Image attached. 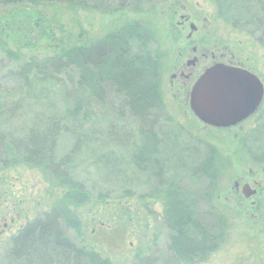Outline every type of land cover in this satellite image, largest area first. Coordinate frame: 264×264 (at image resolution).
<instances>
[{"label": "rangeland", "instance_id": "1", "mask_svg": "<svg viewBox=\"0 0 264 264\" xmlns=\"http://www.w3.org/2000/svg\"><path fill=\"white\" fill-rule=\"evenodd\" d=\"M87 1L93 9H42L41 5L32 7L25 2L19 6L0 7V30L1 27L5 28V31L0 33L1 130L5 136L9 132L21 136L29 127L39 125L36 118L41 120V115L46 116L51 111H60L58 115H61L65 102H70L74 97L89 100L93 122L99 123V129L94 127L98 134L87 137V148H83L76 155L72 174L90 190L96 201L75 210L80 233L77 234L74 229L63 223L65 232L76 244L96 250L102 257L109 258L115 264H136L133 259L136 252L158 258V264H166L169 261L166 249L170 231L164 223L159 201L145 197L151 193L157 181L150 172L140 171L131 163L130 144L120 145V135L113 139L106 136L108 125L118 122L114 110L119 107L120 99L106 86L105 104L76 89L79 72L73 69L61 76L64 84L48 85L50 92L45 94L40 91L33 92L38 90L36 86L28 93L20 82L12 79L10 73L18 66L17 60L25 61L32 56L42 58L61 51L68 45L98 39L122 24L124 18L122 19L119 13L104 14L102 10L115 8L118 0ZM167 4V1L157 0L148 14L129 12L133 8L128 10L129 16L142 17V21L152 30L154 39L145 51L159 55L164 104L175 124L180 127L176 129L175 124L167 127L162 125L160 129L154 130L156 137L161 140L160 143L152 146L150 141L148 147L157 151L153 152L152 157L159 158L166 165L165 181L177 183L189 194L186 195L187 200L191 196L202 195L206 185L203 180L190 173V158L183 157L184 160L177 161L175 152L178 153L182 146L195 147L197 151L194 155L201 160L206 154L205 143L215 147L219 179L214 183L216 192L213 194L212 203L215 210L226 213V231L217 249L208 254L206 261L200 264H264V222L243 217L234 207V202L225 200L229 193H224L233 184L234 169H240L241 166L253 167L252 160L264 156V115L261 124L256 125L258 132L246 143L242 138L235 139L233 135L221 131H199L196 125L188 123L187 117L179 107V99H173L168 92L169 75L163 67V63L172 59L179 47L185 50L186 44L183 36L178 43L174 41V35L181 33V30L176 29L180 28L176 26L179 17L174 15L171 18L172 12ZM179 6L184 8L183 12L190 16L191 22L197 26L208 27L224 44L233 47L234 52L240 51L246 64L255 69L264 80V50L253 37L242 31L232 30L224 19L219 18L212 0H182ZM10 15H13L14 19L10 18ZM7 50L18 53L20 58L14 59ZM36 114L38 115L35 118ZM44 119L42 117V120ZM124 122L123 134L127 135L130 130L139 149V145L146 141L141 142L138 124L130 117H126ZM190 136L196 139L197 144L194 146ZM167 138L170 142H165ZM72 145L71 136L62 134L58 141L57 153L66 154ZM176 165L179 169L172 171ZM125 191L130 192L131 196L128 197ZM219 193L220 199L217 197ZM100 195L106 196L105 202H97ZM58 196L59 189L50 187L38 169L21 164L6 168L0 165V212L5 209L8 221L10 217L14 219L13 226L0 235V264H23L9 257L11 237L17 233L19 227L54 206ZM140 196L144 197L141 199ZM208 211L203 201H198L195 208L196 218L201 227L210 229L214 216L209 217L206 214Z\"/></svg>", "mask_w": 264, "mask_h": 264}, {"label": "trees", "instance_id": "2", "mask_svg": "<svg viewBox=\"0 0 264 264\" xmlns=\"http://www.w3.org/2000/svg\"><path fill=\"white\" fill-rule=\"evenodd\" d=\"M103 1L105 0H101ZM156 1L118 0L115 8L102 10L104 14L119 13L124 18L119 27L110 30L103 37L68 45L51 55L47 54L42 58L32 56L20 62L17 60L20 58L18 53L12 50L6 52L18 61L16 69L10 71L12 79L20 82L28 93L33 86L38 89L33 91L35 93L50 92L48 85L64 84L61 76L73 69L79 72L76 89L105 104L106 86L120 99L119 107L114 110L118 122L108 125L106 136L113 139L120 135V145L130 144L131 163L140 171L150 172L157 181V185L145 197L159 201L164 223L170 231L166 249L169 261L166 264H200L206 261L208 254L217 249L226 231V213L215 210L212 203L214 183L219 173V168L216 167L217 150L205 143L206 154L201 160L194 155L197 151L195 147L182 146L178 153L175 152L177 161L184 160L183 157L190 158V173L203 180L206 185L202 195L191 196L188 200L186 195L189 194L177 183L165 181L164 162L152 157L153 152L157 151L149 148L148 143L151 141L152 146H155L161 141L154 130L160 129L162 125H174L175 122L164 104L159 55L145 51L154 39L152 30L142 21V17L129 16L128 10L133 8L129 12L148 14ZM162 1H167L170 7H178L182 0ZM24 2L32 7L41 5L42 9H93L87 0H0V7L19 6ZM212 2L219 18L224 19L232 30L242 31L253 37L264 50V0ZM10 18L14 19V16L10 15ZM91 110L89 100L74 97L70 102H65L61 115H58L60 111H51L46 116L41 115L40 120L36 118V114L34 117L39 125L29 127L21 136L10 132L5 136L0 120V165L3 168L19 164L36 168L50 187L59 189L54 206L26 222L11 238L8 249L11 259L23 264H115L96 250L76 244L67 236L63 226L64 223L79 234L80 224L75 210L96 201L90 190L72 174L76 155L87 148L85 142L87 143L88 138L98 134L94 127L98 128L99 123L93 122ZM42 117L45 119L42 120ZM126 117L135 120L141 142L146 141L139 145V149L130 130L127 135L123 134ZM85 126L87 127L84 128ZM175 126L176 129L180 128L177 124ZM140 127L142 128L139 129ZM65 133L71 136L73 145L66 154L59 155L58 141ZM190 137L193 139L192 146L197 144L196 139ZM248 139H243V142L246 143ZM165 142H170L169 138ZM202 144L204 145L203 142ZM256 159L264 162V156ZM178 167L176 165L172 171L176 172ZM125 194L131 193L125 191ZM105 197L100 195L97 202H105ZM142 197L144 196L139 198ZM201 200L208 207L206 214L214 216L210 229L201 227L195 215L196 205ZM133 259L136 264H158V258L144 256L142 252H136Z\"/></svg>", "mask_w": 264, "mask_h": 264}, {"label": "flooded vegetation", "instance_id": "3", "mask_svg": "<svg viewBox=\"0 0 264 264\" xmlns=\"http://www.w3.org/2000/svg\"><path fill=\"white\" fill-rule=\"evenodd\" d=\"M179 8L180 6H169V10L172 12L171 18L174 17V15L179 17L176 21V26H180V28L176 29H178V31L181 30V33L174 35V41L178 43L183 36V40L186 44L184 46L185 50H181L179 47L174 57L163 63L165 72L167 71L166 74L169 75L167 76L168 92L173 99H179L178 104H180L179 107L183 115L187 117L188 123L196 125L199 131L209 129L221 131L233 135L235 139L253 137L258 132L256 130V125L261 124L262 116L264 115V80H262L255 69L246 64L247 62L243 60V55L239 53L240 51L234 52L233 47L229 44H224L217 35H214L213 32L208 29V27L197 26L191 22L190 16L183 12L184 8ZM170 21L171 20H169V22ZM3 31H5V28L1 27L0 33ZM215 64H223L231 68L248 71L258 77L263 87V97L257 109L248 117L229 127L218 128L205 124L196 117L189 105L190 92L194 83L206 69ZM189 129L190 128H187V130ZM257 129H259L258 126ZM252 161L253 164L251 165H253V167L241 166L240 169H234L235 172L232 174L233 184L230 186L229 190L226 189L224 191V193H229V197H227V195L225 200L234 202V207L243 217H248L252 221L260 219L264 222V162L255 158ZM230 168L228 170H230ZM232 171L229 173L231 174ZM218 179L217 177L216 180ZM217 197L220 199V193L217 194ZM4 212L5 209L0 212V235L14 224V219L10 217L8 221L7 214ZM22 227L23 225L19 227V230Z\"/></svg>", "mask_w": 264, "mask_h": 264}, {"label": "water", "instance_id": "4", "mask_svg": "<svg viewBox=\"0 0 264 264\" xmlns=\"http://www.w3.org/2000/svg\"><path fill=\"white\" fill-rule=\"evenodd\" d=\"M262 97V83L256 75L215 64L194 83L189 105L202 122L223 128L235 125L252 114Z\"/></svg>", "mask_w": 264, "mask_h": 264}]
</instances>
